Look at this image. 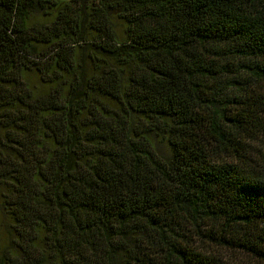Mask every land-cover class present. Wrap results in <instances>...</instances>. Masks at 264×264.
Returning a JSON list of instances; mask_svg holds the SVG:
<instances>
[{"label": "trees", "instance_id": "trees-1", "mask_svg": "<svg viewBox=\"0 0 264 264\" xmlns=\"http://www.w3.org/2000/svg\"><path fill=\"white\" fill-rule=\"evenodd\" d=\"M226 252L264 264V0H0V264Z\"/></svg>", "mask_w": 264, "mask_h": 264}, {"label": "rangeland", "instance_id": "rangeland-1", "mask_svg": "<svg viewBox=\"0 0 264 264\" xmlns=\"http://www.w3.org/2000/svg\"><path fill=\"white\" fill-rule=\"evenodd\" d=\"M60 1H70V0H60ZM255 160H258V155H255ZM225 259L227 260L228 263L232 264L235 259H243L242 256L238 255V254H233L230 252H226L225 254Z\"/></svg>", "mask_w": 264, "mask_h": 264}]
</instances>
